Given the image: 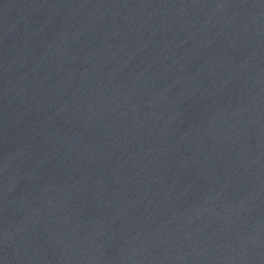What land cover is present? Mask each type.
Segmentation results:
<instances>
[{
  "label": "water",
  "instance_id": "obj_1",
  "mask_svg": "<svg viewBox=\"0 0 264 264\" xmlns=\"http://www.w3.org/2000/svg\"><path fill=\"white\" fill-rule=\"evenodd\" d=\"M0 264H264V0H0Z\"/></svg>",
  "mask_w": 264,
  "mask_h": 264
}]
</instances>
